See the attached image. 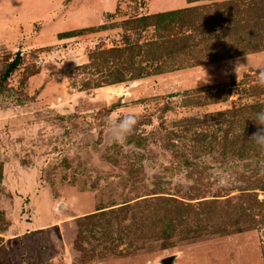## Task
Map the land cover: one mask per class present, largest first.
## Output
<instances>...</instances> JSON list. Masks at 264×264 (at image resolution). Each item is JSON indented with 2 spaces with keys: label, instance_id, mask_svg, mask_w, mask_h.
Returning a JSON list of instances; mask_svg holds the SVG:
<instances>
[{
  "label": "rangeland",
  "instance_id": "obj_1",
  "mask_svg": "<svg viewBox=\"0 0 264 264\" xmlns=\"http://www.w3.org/2000/svg\"><path fill=\"white\" fill-rule=\"evenodd\" d=\"M262 77L264 0H0V264H264Z\"/></svg>",
  "mask_w": 264,
  "mask_h": 264
},
{
  "label": "clouds",
  "instance_id": "obj_2",
  "mask_svg": "<svg viewBox=\"0 0 264 264\" xmlns=\"http://www.w3.org/2000/svg\"><path fill=\"white\" fill-rule=\"evenodd\" d=\"M204 79L205 82H209L206 75ZM262 82H264V77H262ZM137 115V113L129 111L107 118L106 126L114 141H123L134 130ZM255 123L258 126L257 131L250 138L257 145L264 147V110L256 114Z\"/></svg>",
  "mask_w": 264,
  "mask_h": 264
},
{
  "label": "trees",
  "instance_id": "obj_3",
  "mask_svg": "<svg viewBox=\"0 0 264 264\" xmlns=\"http://www.w3.org/2000/svg\"><path fill=\"white\" fill-rule=\"evenodd\" d=\"M63 35L65 36V34H63ZM13 64H14V63H13ZM10 66H12V64H9V66H8V67L10 68Z\"/></svg>",
  "mask_w": 264,
  "mask_h": 264
}]
</instances>
